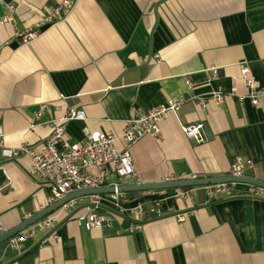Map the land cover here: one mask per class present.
I'll use <instances>...</instances> for the list:
<instances>
[{
    "label": "crops",
    "instance_id": "crops-1",
    "mask_svg": "<svg viewBox=\"0 0 264 264\" xmlns=\"http://www.w3.org/2000/svg\"><path fill=\"white\" fill-rule=\"evenodd\" d=\"M60 2L0 0V20L9 4L15 7L11 23L0 21L5 146L42 141L52 130L48 121L69 108L86 116L66 122L70 142L83 137L84 127L119 135L135 113L182 97L180 108L160 121L157 138L132 146L137 178L124 183L229 175L236 158L250 159L248 176L264 181V94L257 105L230 94L233 80L238 94L248 92L239 77L242 63L264 92V0H76L65 19L20 42L16 32ZM216 90L224 94L220 104L210 97ZM193 123L203 125L201 142L181 130ZM30 163L26 155L0 157L6 230L39 212L50 192L28 174ZM173 192L127 193L130 205L145 197L163 211L137 228L126 216L112 228L92 230L62 220L16 249L0 244V264H18L27 250H34L33 264H264V199H207L197 190L176 200ZM100 201L115 207L110 196Z\"/></svg>",
    "mask_w": 264,
    "mask_h": 264
},
{
    "label": "built area",
    "instance_id": "built-area-1",
    "mask_svg": "<svg viewBox=\"0 0 264 264\" xmlns=\"http://www.w3.org/2000/svg\"><path fill=\"white\" fill-rule=\"evenodd\" d=\"M75 2L76 0H61L58 5L48 8L41 14L38 23L34 26L16 32V37L20 42L29 43L39 35L44 26L65 19L73 9ZM14 12L15 7L9 4L0 20L1 23H11ZM215 71L213 69L214 75ZM239 77L247 87V94L237 93L234 80L230 94L237 96L240 101L247 98L252 104L257 105L264 92H262L258 81L251 76L246 64H240ZM210 97L215 103L220 104L224 99V94L220 90H216L210 94ZM183 101L182 97L171 98L166 104L135 113L126 120L123 131L119 135L90 131L84 127L83 137L73 142H70L67 136L65 125L69 120H85V113L80 108H69L61 117L49 120L48 123L52 128L51 133L36 144L24 143L15 148L7 147L3 144V132L0 127V157L15 160L21 155L28 156L31 161L27 170L28 174L50 185L45 205L40 206L39 211L78 190L114 187L113 193L82 196L67 201L53 212L9 238L6 241L7 246L10 249H16L36 232L52 230L55 224L62 220H74L86 230H92L112 228L116 219L126 216L133 222V227L137 228L148 217L161 215L163 211L159 208V201L151 204L145 212L139 202L130 205L127 193L117 191V186L124 185L123 180L128 176L137 178L132 160V146L145 136L157 138L160 132V121L168 114L175 113ZM198 103L202 106L206 105L204 100H198ZM46 106V104H42L40 111L29 119V127L35 126L41 117V110ZM58 108L59 106H56V109ZM202 127V123H193L182 125L181 130L187 138L201 142L205 137ZM117 141L121 142L120 147L117 145ZM251 166L250 159L236 158L230 164L229 175L248 176L247 171ZM113 176L115 179H112ZM164 180L173 179L165 177L161 181ZM136 183H140L138 179ZM238 186H244V189L239 190ZM197 190L202 191L207 199L232 198L239 195L264 199V187L242 183H217L195 186L190 189L176 188L170 195L176 200H181ZM101 196H110L114 199L115 207L112 209L121 215L105 209L100 201ZM25 217L29 218L30 214ZM178 219L182 220L183 216L179 215ZM3 230L6 229L0 220V231Z\"/></svg>",
    "mask_w": 264,
    "mask_h": 264
},
{
    "label": "water",
    "instance_id": "water-1",
    "mask_svg": "<svg viewBox=\"0 0 264 264\" xmlns=\"http://www.w3.org/2000/svg\"><path fill=\"white\" fill-rule=\"evenodd\" d=\"M217 183H242V184H250V185L264 187V181L255 179L250 176L235 177V176H230V175H223V176L173 179V180H167V181L164 180V181H155V182H148V183L140 182V183H134V184H124V185L117 186V191L132 193V192H137V191L165 190V189H172V188L176 189V188L195 187V186L210 185V184H217ZM113 192H114V187L107 186V187H100V188L83 189V190H78L73 193H70L64 196L63 198L55 201L51 205L47 206L43 210L30 216L29 218H27L25 221H23L21 224H19L15 228L11 230L0 231V244L6 242L9 238L21 232L23 229H25L29 225H32L33 223L42 219L44 216L53 212L54 210H56L61 205H63L64 203H66L67 201L71 199L82 197V196L109 194ZM105 209L111 212H114L118 215H121L119 212L115 211L112 208L105 207ZM27 251L24 253H27Z\"/></svg>",
    "mask_w": 264,
    "mask_h": 264
},
{
    "label": "trees",
    "instance_id": "trees-1",
    "mask_svg": "<svg viewBox=\"0 0 264 264\" xmlns=\"http://www.w3.org/2000/svg\"><path fill=\"white\" fill-rule=\"evenodd\" d=\"M191 187H184L183 189H190ZM173 190L172 189H165V191H171ZM140 193V192H143V191H137L135 193ZM138 202L141 204L143 210L146 212L149 208V204H150V201L145 198V197H139L138 198ZM33 255H34V250L26 253L25 255H23L22 257L19 258L18 260V264H33Z\"/></svg>",
    "mask_w": 264,
    "mask_h": 264
}]
</instances>
